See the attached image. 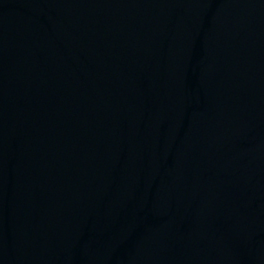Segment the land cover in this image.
<instances>
[{"label": "water", "instance_id": "95a60500", "mask_svg": "<svg viewBox=\"0 0 264 264\" xmlns=\"http://www.w3.org/2000/svg\"><path fill=\"white\" fill-rule=\"evenodd\" d=\"M0 264H264V0H0Z\"/></svg>", "mask_w": 264, "mask_h": 264}]
</instances>
